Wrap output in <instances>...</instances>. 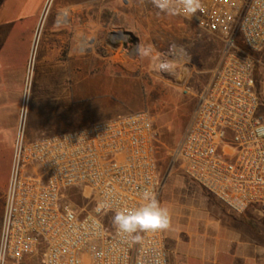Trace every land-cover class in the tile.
I'll use <instances>...</instances> for the list:
<instances>
[{"label": "built area", "instance_id": "built-area-1", "mask_svg": "<svg viewBox=\"0 0 264 264\" xmlns=\"http://www.w3.org/2000/svg\"><path fill=\"white\" fill-rule=\"evenodd\" d=\"M191 20L224 40L222 60L197 92V107L172 154L186 176L236 213L264 214V122L257 65L264 66V0H202ZM247 51L248 54H245ZM178 70L192 53H161ZM23 106L0 231V264H170L165 231L134 242L112 224L114 210L160 198L157 132L147 111L131 112L27 140ZM78 190L87 201L68 202ZM103 203L106 207L100 208ZM91 205L90 208H88Z\"/></svg>", "mask_w": 264, "mask_h": 264}, {"label": "rangeland", "instance_id": "rangeland-1", "mask_svg": "<svg viewBox=\"0 0 264 264\" xmlns=\"http://www.w3.org/2000/svg\"><path fill=\"white\" fill-rule=\"evenodd\" d=\"M44 1L34 0L25 7L22 0L17 11L19 18L26 15L37 20L40 17L26 85L15 119L6 111L0 118V231L23 106L26 109L27 140L122 114L147 111L152 116L158 138V170L162 182L159 201L169 207L172 214V226L166 230L170 264L239 263L238 258L233 260L224 252L222 240L219 246H215L210 241H197L192 237L195 233L210 231L205 226L207 220L220 224L216 232L225 231L222 224L231 217L226 215L227 207L221 201L186 176L182 162L174 164L172 161L173 151L197 107V92L221 63L223 38L209 34L179 15L158 14L150 0H79L83 5L80 12L71 11L70 14L80 16L81 22H88L90 18L91 30L95 27V37L86 41L82 39L81 44L69 40L66 43H73V47L66 44L63 49L44 53L41 50L43 35L53 19L56 20L54 30L65 26L63 18L69 12L62 15L57 12L60 5L73 0H47L40 11V4ZM25 23L17 25L24 26ZM135 39L136 42L132 43ZM140 43L151 46L152 58L137 56L136 48ZM172 43L190 50V67L178 70L174 75L159 73L154 65L159 63L161 53ZM256 72V88L261 99L259 116L264 122V66L257 65ZM63 81L66 85L62 95L56 94L55 89L41 87ZM67 201L79 208L87 206L78 190H71ZM250 215L253 216L252 222L245 223L241 229L255 238L258 250L256 264H264V214L251 208ZM192 246L201 253L197 256L190 254ZM212 248L215 255L208 252Z\"/></svg>", "mask_w": 264, "mask_h": 264}, {"label": "crops", "instance_id": "crops-1", "mask_svg": "<svg viewBox=\"0 0 264 264\" xmlns=\"http://www.w3.org/2000/svg\"><path fill=\"white\" fill-rule=\"evenodd\" d=\"M23 1H25L24 6L29 7L28 5L30 3L32 4L34 0ZM46 1L47 0L40 4V11L44 8ZM21 5L22 0H3L0 3V118L3 112L6 111L9 114L11 113L15 119V114L17 113L18 105L23 97L26 85L34 44L35 29L40 17L38 16L37 20H34L36 17H25L26 15L20 18L17 17V11L21 8ZM82 7L83 5L79 0H73V2L66 1L64 4L60 5V10L57 12L58 14L62 15L65 12H69L68 16L63 18L66 24L60 29L54 30L56 20L53 19L45 35H43L44 40L41 50L44 53L53 49L55 51L63 49L66 44L73 47L72 42L71 45L66 43L69 40H74L81 44L82 39L86 41L87 39L90 40L95 37V27H92L91 30L90 18L88 22H81L82 18L80 16L70 14L71 11L75 12L78 10L80 12ZM32 14L34 13L32 12ZM39 14L40 12L38 15ZM23 21L26 22L24 26L23 24L17 25ZM81 23L83 26H81ZM70 28H72V30ZM86 28L88 32L85 31ZM58 41H60V43ZM65 85L63 81L62 83L53 82L51 84H44L41 87L55 89L56 94L62 95L65 93ZM62 110H64V108ZM226 215L230 216L231 219H226L222 224V227L226 228L225 231L216 232L215 229L220 227V224H217L215 221L207 220L205 226L210 231L201 234L195 233L192 237L194 236L193 238L197 241H210L215 246H219V242L222 240L224 242V252H226L229 257H232L233 260L237 258V261L240 260L239 263H234V261L231 263L228 261L222 264H256L258 250L255 246V238L251 236L250 232H244V230L241 229V226L245 225V223L250 224V222H252L253 216L250 215V209L246 210L244 213H236L227 208ZM208 252L209 254L215 255L213 248L211 252ZM189 253L193 256H197L201 251L192 246Z\"/></svg>", "mask_w": 264, "mask_h": 264}, {"label": "clouds", "instance_id": "clouds-1", "mask_svg": "<svg viewBox=\"0 0 264 264\" xmlns=\"http://www.w3.org/2000/svg\"><path fill=\"white\" fill-rule=\"evenodd\" d=\"M158 9V14L169 16L184 14L191 20L198 12H203L202 0H150ZM141 59L152 58L151 46L140 43L136 48ZM154 69L162 74L174 75L175 65L169 60H161ZM144 201L137 207H122L114 210L112 224L118 233L124 234L134 242H140L141 233L169 230L172 226V214L169 207L163 205L157 197L145 189L142 193ZM100 208L106 207L101 203Z\"/></svg>", "mask_w": 264, "mask_h": 264}, {"label": "trees", "instance_id": "trees-1", "mask_svg": "<svg viewBox=\"0 0 264 264\" xmlns=\"http://www.w3.org/2000/svg\"><path fill=\"white\" fill-rule=\"evenodd\" d=\"M258 78H257V76H256V80H257ZM202 188V187H201ZM205 190V189H204ZM206 191V190H205ZM208 192V191H207ZM209 193V192H208ZM210 194V193H209ZM211 195V194H210ZM213 196V195H212Z\"/></svg>", "mask_w": 264, "mask_h": 264}, {"label": "water", "instance_id": "water-1", "mask_svg": "<svg viewBox=\"0 0 264 264\" xmlns=\"http://www.w3.org/2000/svg\"><path fill=\"white\" fill-rule=\"evenodd\" d=\"M136 42V39L135 40H132V43Z\"/></svg>", "mask_w": 264, "mask_h": 264}]
</instances>
